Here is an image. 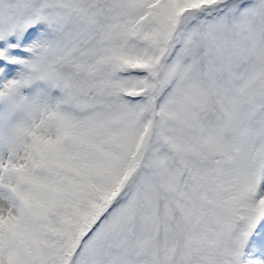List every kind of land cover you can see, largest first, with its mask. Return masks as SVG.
I'll list each match as a JSON object with an SVG mask.
<instances>
[{"label": "snow or ice", "instance_id": "snow-or-ice-1", "mask_svg": "<svg viewBox=\"0 0 264 264\" xmlns=\"http://www.w3.org/2000/svg\"><path fill=\"white\" fill-rule=\"evenodd\" d=\"M0 264H264V0H0Z\"/></svg>", "mask_w": 264, "mask_h": 264}]
</instances>
